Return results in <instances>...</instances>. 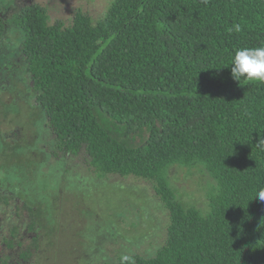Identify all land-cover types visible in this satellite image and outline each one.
I'll return each mask as SVG.
<instances>
[{
  "label": "trees",
  "instance_id": "1",
  "mask_svg": "<svg viewBox=\"0 0 264 264\" xmlns=\"http://www.w3.org/2000/svg\"><path fill=\"white\" fill-rule=\"evenodd\" d=\"M11 23L58 152L82 154L97 177L149 182L167 211L155 256L107 264H264L253 197L264 188V84L227 68L235 49L264 41V0H114L103 20L78 11L68 27L30 4ZM174 166L213 179L205 212L177 198ZM40 246L34 209L0 190V264H31Z\"/></svg>",
  "mask_w": 264,
  "mask_h": 264
},
{
  "label": "rangeland",
  "instance_id": "2",
  "mask_svg": "<svg viewBox=\"0 0 264 264\" xmlns=\"http://www.w3.org/2000/svg\"><path fill=\"white\" fill-rule=\"evenodd\" d=\"M114 0H0L7 22L0 45V190L34 209L40 252L34 264H107L153 257L163 246L168 214L146 181L97 177L82 154L59 153L23 60V33L11 20L30 4L45 8L48 25L72 24L76 12L96 24ZM3 134V136L1 135ZM177 198L205 212L214 185L203 167L174 166Z\"/></svg>",
  "mask_w": 264,
  "mask_h": 264
},
{
  "label": "clouds",
  "instance_id": "3",
  "mask_svg": "<svg viewBox=\"0 0 264 264\" xmlns=\"http://www.w3.org/2000/svg\"><path fill=\"white\" fill-rule=\"evenodd\" d=\"M239 30V26H236ZM231 78L241 83L264 84V41L255 46L240 47L234 50L230 65ZM254 199L264 202V188L253 193Z\"/></svg>",
  "mask_w": 264,
  "mask_h": 264
},
{
  "label": "flooded vegetation",
  "instance_id": "4",
  "mask_svg": "<svg viewBox=\"0 0 264 264\" xmlns=\"http://www.w3.org/2000/svg\"><path fill=\"white\" fill-rule=\"evenodd\" d=\"M5 28H6V27H5ZM2 39H3V35H2V37H1V39H0V45H1V43H2ZM0 65L3 66V63H2L1 61H0ZM0 109H1V112H2V107H1V106H0ZM1 135L3 136V134H1ZM19 199H20V198H19ZM0 253H1V254H0V257L3 256L2 248H0ZM31 264H34V261H32Z\"/></svg>",
  "mask_w": 264,
  "mask_h": 264
}]
</instances>
